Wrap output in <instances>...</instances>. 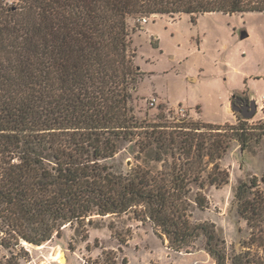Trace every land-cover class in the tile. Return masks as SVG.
Wrapping results in <instances>:
<instances>
[{
    "label": "trees",
    "instance_id": "trees-1",
    "mask_svg": "<svg viewBox=\"0 0 264 264\" xmlns=\"http://www.w3.org/2000/svg\"><path fill=\"white\" fill-rule=\"evenodd\" d=\"M215 13H264V0H0V236L9 240L1 247H41L68 226L134 213L174 251L203 239L214 264H264V194L250 197L256 178L236 194L249 250L230 254L214 223L191 221L194 204H209L203 174L212 186L228 184L219 160L234 140L246 150L253 128L149 122L131 105L143 72L128 20L189 15L196 23ZM124 142L137 151L126 171L114 162ZM0 264H21L20 255L10 251Z\"/></svg>",
    "mask_w": 264,
    "mask_h": 264
},
{
    "label": "rangeland",
    "instance_id": "rangeland-1",
    "mask_svg": "<svg viewBox=\"0 0 264 264\" xmlns=\"http://www.w3.org/2000/svg\"><path fill=\"white\" fill-rule=\"evenodd\" d=\"M128 24L131 51L143 72L131 103L139 120L189 119L253 128L246 150L234 140L219 160L229 174L228 184L217 188L209 184L208 172L203 174L207 185L202 193L209 204L205 209L194 204L191 217L193 223H214L230 254L249 250L245 246L249 247L252 231L239 213L236 194L240 184L251 186L255 178L258 186L250 197L264 194V133L256 131L264 122V13L205 14L196 23L189 15L138 16ZM235 92L255 97L256 116L234 110L230 97ZM154 98L157 104L151 106ZM180 105L187 110L184 117L176 113ZM121 148L114 162L126 171L129 163L135 164L136 146L124 142ZM192 190L194 199L199 190L195 185ZM1 240L9 242L7 237L0 236ZM23 243L10 249L20 255L21 264H214L203 239L188 251H174L134 213L95 217L85 227L68 226L41 247ZM10 251L0 245V256L8 257Z\"/></svg>",
    "mask_w": 264,
    "mask_h": 264
},
{
    "label": "flooded vegetation",
    "instance_id": "flooded-vegetation-1",
    "mask_svg": "<svg viewBox=\"0 0 264 264\" xmlns=\"http://www.w3.org/2000/svg\"><path fill=\"white\" fill-rule=\"evenodd\" d=\"M238 92V91H236ZM233 93V95L230 97L231 99V103L233 105V108L234 110L237 112V113H240L242 114V116H249L254 108L256 107V114L255 116L257 115V111H258V106H257V103H256V100H255V97L254 96H251L252 98H248V97H245V96H238L237 94ZM254 102V104H253Z\"/></svg>",
    "mask_w": 264,
    "mask_h": 264
},
{
    "label": "built area",
    "instance_id": "built-area-1",
    "mask_svg": "<svg viewBox=\"0 0 264 264\" xmlns=\"http://www.w3.org/2000/svg\"><path fill=\"white\" fill-rule=\"evenodd\" d=\"M148 18H143L142 19V21H143V23H147L148 22ZM157 104V99H152V101H151V106H155ZM186 112H187V110H186V108H184L183 106H179L177 109H176V113L179 115V116H182V117H184V116H186Z\"/></svg>",
    "mask_w": 264,
    "mask_h": 264
},
{
    "label": "water",
    "instance_id": "water-1",
    "mask_svg": "<svg viewBox=\"0 0 264 264\" xmlns=\"http://www.w3.org/2000/svg\"><path fill=\"white\" fill-rule=\"evenodd\" d=\"M254 104V102H253ZM256 114V107L254 108L253 112L249 115L250 118H253Z\"/></svg>",
    "mask_w": 264,
    "mask_h": 264
},
{
    "label": "bare ground",
    "instance_id": "bare-ground-1",
    "mask_svg": "<svg viewBox=\"0 0 264 264\" xmlns=\"http://www.w3.org/2000/svg\"><path fill=\"white\" fill-rule=\"evenodd\" d=\"M59 261H60V263H64V261H65V258H64V256H63V255H61V256L59 257Z\"/></svg>",
    "mask_w": 264,
    "mask_h": 264
}]
</instances>
